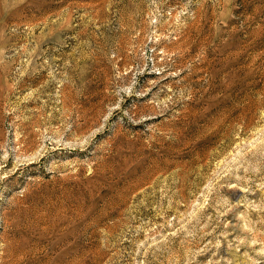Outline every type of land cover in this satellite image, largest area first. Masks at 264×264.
I'll return each mask as SVG.
<instances>
[{"label":"rangeland","instance_id":"obj_1","mask_svg":"<svg viewBox=\"0 0 264 264\" xmlns=\"http://www.w3.org/2000/svg\"><path fill=\"white\" fill-rule=\"evenodd\" d=\"M0 264H264V0H0Z\"/></svg>","mask_w":264,"mask_h":264}]
</instances>
